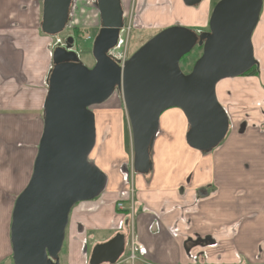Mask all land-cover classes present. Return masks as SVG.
Listing matches in <instances>:
<instances>
[{
    "label": "crops",
    "instance_id": "obj_1",
    "mask_svg": "<svg viewBox=\"0 0 264 264\" xmlns=\"http://www.w3.org/2000/svg\"><path fill=\"white\" fill-rule=\"evenodd\" d=\"M215 3L201 0L194 8L177 5L171 11L172 23L158 26L157 31L174 25L205 29ZM40 4L42 12V0H0V202L4 206L0 264L11 260L12 204L28 182L43 128L51 60L45 67L35 54L37 40H43L37 37L40 28L36 30ZM159 12L148 16L149 24L158 23ZM198 13L204 15V22L179 21L181 15L194 18ZM251 44L258 77L235 78L236 82L226 85L223 98L220 82L215 89L229 121L220 145L205 154L190 149L184 140L187 122L181 111L163 113L151 153L154 171L129 175L135 187L129 203L136 204L138 216L143 217L128 221L115 213L118 181L112 177L115 187L109 191L105 187L98 199L73 208L65 231L71 239L67 264H86L88 239L102 233L110 240L121 228L129 231L124 232V253L131 252L133 238L142 245L135 264H264V0ZM21 139L25 150L18 147ZM185 162L192 163L189 170L184 169ZM129 258L128 254L122 262L128 263Z\"/></svg>",
    "mask_w": 264,
    "mask_h": 264
},
{
    "label": "water",
    "instance_id": "obj_2",
    "mask_svg": "<svg viewBox=\"0 0 264 264\" xmlns=\"http://www.w3.org/2000/svg\"><path fill=\"white\" fill-rule=\"evenodd\" d=\"M74 0H42L40 31L63 33ZM188 8L201 0H182ZM100 28L93 39L94 65L84 66L77 54L56 46L43 102V128L29 181L11 212L9 241L13 264H60L71 210L104 191L107 176L89 160L96 142L92 106L121 93L132 140V170L147 175L159 133L160 116L175 108L186 122V145L209 153L225 139L229 121L218 103L219 82L241 77L257 62L251 37L262 0H219L211 10L208 31L174 25L162 29L124 62L110 55L123 29L120 0H95ZM202 49L189 73L181 59ZM125 250L124 235L95 245L88 264H117Z\"/></svg>",
    "mask_w": 264,
    "mask_h": 264
},
{
    "label": "rangeland",
    "instance_id": "obj_3",
    "mask_svg": "<svg viewBox=\"0 0 264 264\" xmlns=\"http://www.w3.org/2000/svg\"><path fill=\"white\" fill-rule=\"evenodd\" d=\"M120 1H121L122 10L125 12L123 29L119 36V41H120L119 44L111 52L114 58H119L121 56L123 57L126 54L127 59L131 57L133 53L137 51L141 46H143L147 41H149L151 38H153L156 34L159 33V31H157L158 26L166 27L170 23H172L174 12L171 13V11L175 10L177 5H182L181 0H120ZM215 1L217 3L219 0H212V2ZM153 3L154 6H152ZM203 5H204L203 7H205V4ZM212 7L214 6H211V8ZM211 8L209 11V15L211 13V10L213 9ZM156 10L157 11L161 10V12H159L161 13V18L158 19L159 20L158 23L152 24V22L154 21L153 20L149 24L148 19L150 18H148V16H150ZM40 13H41V4H40ZM191 19L193 20L191 21ZM179 21L185 22L186 25H194L196 23L204 22L205 18L203 14L198 13L197 16H195L194 18L193 16L181 15V17H179ZM39 24L40 21L36 24L37 32H39V28H40ZM99 27H100V17L98 10L96 9L95 6V0H75L71 13V21L69 23V26L67 27V31L64 30L63 33H61L56 37H48L42 35L40 32L37 33V37L42 38L43 40L41 41L37 40L36 42V49H35L36 59L39 60V62L44 63L45 67H47L46 61H48V59L51 60L52 49L58 46L60 42L59 40H61L62 42L63 36L67 35L68 33L69 34L73 33L72 29L77 28L80 32L79 33L80 35L78 37L75 36V44L74 47L72 48V51H74L77 54L79 61L84 66H86L87 68H91L94 65V60L91 55L92 42L94 37L96 36ZM46 45L48 46L47 49H46ZM195 48L189 53L187 62L185 64L180 63V68L185 74L191 71L192 66L195 62L192 59H190L192 55L196 52ZM199 55H201V52H199ZM50 69H51V65L49 71ZM44 71L46 72L48 71V69H45ZM232 82H236L235 78H232V80L226 79L219 83V93L221 98L224 97V92L226 91V85L228 86ZM174 109L175 108L169 109L167 110V112L172 111ZM90 110L93 112L95 116L96 142L89 156V160L94 164H96L99 168H101V170L105 171L106 176L109 177V183L106 186L105 191L106 190L109 191L112 187H115V184L112 185V177L116 179V181H118V185L116 186V188H118L117 189L118 198L113 203L114 209L116 207L117 210L115 211V213L117 214L119 212L121 217H123L125 220L127 219L128 221H131L133 217L135 218L136 216H138L140 210H138L137 212L136 204L132 205L131 201L129 203V195H131V192L133 190L135 191L134 182H132V179L131 180L129 179V175L132 173L134 174L132 170L133 151H132L130 126L125 114V109L123 106V98L121 93L115 91L114 94L107 101H105L100 105L92 106ZM120 112L122 113V115H120L121 114ZM163 113H166V111ZM18 147H20V149L23 150H25V148L27 147L23 139H21ZM191 165L192 163L187 165V162H185L184 169L189 170L191 168ZM152 171H154L153 161H152ZM31 173H32V169L29 172L28 181L31 176ZM126 175H128L127 178ZM185 181L182 182L183 185H187ZM98 197L96 199H98ZM117 203H122V207L124 209L120 210L118 208ZM13 205L14 202L12 204V207ZM84 205L86 207H93L89 204H84ZM3 209L4 206L2 205V202H0V215ZM134 209L135 211H133ZM72 211L73 209L70 212L69 215L70 217ZM123 213L127 217H124ZM121 214H123V216ZM138 217L141 218L143 216L141 214ZM123 218L122 220L125 221ZM2 228H3V222L0 220V233L2 231ZM119 232L120 234L124 235L125 230L121 228ZM125 233L129 234V231L128 232L126 231ZM101 234L97 233L94 236V238L88 239L86 264H88L89 255L93 247L91 246V244L93 242L95 243V242H102L108 240L109 238L108 234H104V235ZM70 241L71 239L69 237V232H68L67 236H65L64 238L62 250L59 255L60 264H67L65 260L66 256L67 257L69 256L70 258V254L66 253L67 246ZM134 241H136V239H134ZM128 254L131 256V252L128 251L127 249V251H125V253L123 254L122 258L119 261H121L122 263V260ZM123 263L127 264L124 261ZM3 264H13V262L12 260H10L8 262H4Z\"/></svg>",
    "mask_w": 264,
    "mask_h": 264
},
{
    "label": "trees",
    "instance_id": "obj_4",
    "mask_svg": "<svg viewBox=\"0 0 264 264\" xmlns=\"http://www.w3.org/2000/svg\"><path fill=\"white\" fill-rule=\"evenodd\" d=\"M193 31H195L196 32V30L197 29H192ZM74 36H76V37H78L80 34V32H79V30L77 29V28H75L74 29ZM196 49V52L192 55V57L190 58V59H192L193 61H196L199 57H200V55H199V52H201L202 51V49L200 48V47H196L195 48ZM188 57H189V54L188 55H186V56H184L182 59H181V61H180V63L181 64H185L186 62H187V59H188ZM241 77H258V66H257V64L256 65H254L251 69H249L247 72H245ZM11 258H12V256H11ZM12 260V259H11Z\"/></svg>",
    "mask_w": 264,
    "mask_h": 264
},
{
    "label": "built area",
    "instance_id": "obj_5",
    "mask_svg": "<svg viewBox=\"0 0 264 264\" xmlns=\"http://www.w3.org/2000/svg\"><path fill=\"white\" fill-rule=\"evenodd\" d=\"M117 59L119 62H124L125 58L124 56L119 57V58H115ZM118 208L120 210H123L124 208L122 207V203H117ZM135 238H133L132 242H131V256L128 259V263L127 264H135L136 261V252H140L142 250V245L138 242V241H134ZM117 264H124L123 262L121 263V261H119Z\"/></svg>",
    "mask_w": 264,
    "mask_h": 264
},
{
    "label": "flooded vegetation",
    "instance_id": "obj_6",
    "mask_svg": "<svg viewBox=\"0 0 264 264\" xmlns=\"http://www.w3.org/2000/svg\"><path fill=\"white\" fill-rule=\"evenodd\" d=\"M123 13H125L124 11H123ZM69 26V24L67 25V27ZM67 27L65 28V31H67ZM100 28V27H99ZM99 28H98V30H99ZM74 29L75 28H73L72 30V32L73 33H71V34H67V35H65V36H63V40H62V42H61V40H59L60 42H59V44H58V46H60V47H63V48H66V41H67V39L68 38H72L73 39V43H72V45H71V48H68V50H72V48L74 47V44H75V36H74ZM208 31V25H207V28H205V29H200V30H196V33L197 34H199V33H202V32H207ZM64 32V31H63ZM98 32V31H97ZM97 34V33H96ZM111 53V56H112V52H110ZM124 58H125V60H127V55L125 54L124 55Z\"/></svg>",
    "mask_w": 264,
    "mask_h": 264
},
{
    "label": "bare ground",
    "instance_id": "obj_7",
    "mask_svg": "<svg viewBox=\"0 0 264 264\" xmlns=\"http://www.w3.org/2000/svg\"><path fill=\"white\" fill-rule=\"evenodd\" d=\"M74 2H75V0H74ZM73 5H74V3H73ZM72 8H73V6H72ZM71 12H72V9H71ZM71 15V14H70ZM124 16H125V14L123 13V19H124Z\"/></svg>",
    "mask_w": 264,
    "mask_h": 264
}]
</instances>
